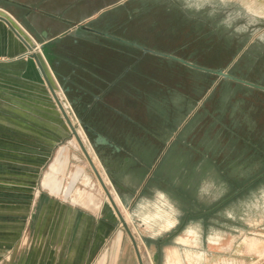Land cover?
<instances>
[{
  "label": "rangeland",
  "instance_id": "1",
  "mask_svg": "<svg viewBox=\"0 0 264 264\" xmlns=\"http://www.w3.org/2000/svg\"><path fill=\"white\" fill-rule=\"evenodd\" d=\"M103 16L95 32L264 87V0H126ZM107 44V67L86 78L100 91L113 82L102 100L54 87L104 186L53 100L50 158L32 180L19 174V194L33 196H19L17 220L96 222L90 264H126L135 254L112 201L142 264H264V92Z\"/></svg>",
  "mask_w": 264,
  "mask_h": 264
},
{
  "label": "crops",
  "instance_id": "2",
  "mask_svg": "<svg viewBox=\"0 0 264 264\" xmlns=\"http://www.w3.org/2000/svg\"><path fill=\"white\" fill-rule=\"evenodd\" d=\"M125 1L0 0V17L7 21L0 20V264H90L94 258L91 241L98 235L96 222L17 220L19 196H33L19 194V174L32 180L49 161L50 121L55 114L53 98L34 60L21 58L28 52L23 40L31 48L39 47L43 59L38 57L54 87L73 102L94 105L113 82L103 80L100 91L98 83L92 85L86 78H97L99 72L94 70L107 67L106 53L114 48L107 41H117L98 36L92 28ZM64 153L59 148L48 165L57 159L62 164L55 192L47 190L50 194L60 193L59 176L67 163ZM124 261L138 264L136 256Z\"/></svg>",
  "mask_w": 264,
  "mask_h": 264
},
{
  "label": "water",
  "instance_id": "3",
  "mask_svg": "<svg viewBox=\"0 0 264 264\" xmlns=\"http://www.w3.org/2000/svg\"><path fill=\"white\" fill-rule=\"evenodd\" d=\"M0 20H1V21H4V22H7V21H6L4 18H2V17H0ZM15 33H16V32H15ZM95 33L98 34V35H101V36H104V37H107V38L113 39V40H115V41L121 42V43L126 44V45H128V46H131V47L137 48V49H139L143 54H151V55H156V56H159V57H163V58H166V59H169V60L175 61V62H177V63H179V64H182V65H184V66H187V67H189V68H191V69H194V70H197V71H200V72H204V73H208V74H212V75H215V76H217V77H219V78H222V79H224V80H230V81H233V82H236V83H239V84L245 85V86H247V87H250V88H253V89H257V90H260V91L264 92V87H261V86H258V85H255V84H252V83L246 82V81H244V80H241V79H239V78H236V77H234V76H232V75H230V74H228V73L223 72L222 70H208V69L200 68V67H197V66H195V65H193V64H191V63H188V62H186V61H184V60H182V59H179V58H176V57H173V56H170V55L162 54V53L153 52V51L148 50V49H146V48H143V47H141V46H139V45H137V44H135V43H129V42H126V41L120 40V39H118V38H116V37H113V36H111V35H109V34H106V33H99V32H95ZM17 35H18V34H17ZM18 37L21 38L20 35H18ZM21 40H23V39L21 38ZM23 42L25 43V45H26V47H27V50H28V51H31V50H32L31 46H29L24 40H23ZM29 59H33V60H34V62H35V64L37 65V67H38V69H39V72H40V74H41V76H42V78H43V80H44V82H45L47 88H48L49 91H50V94H51V96H52V98H53V100H54L56 106L58 107V110L60 111L61 115L63 116V118H64L66 124L68 125V127L71 128L73 134H75V136H76V132H75V130H73V128H72V126H71V123H70V121H69V119H68V117H67V115H66V113H65V111H64V109H63V107L61 106V103L59 102V100H58V98H57V96H56L55 88H54L53 84L48 80V78H47V76H46V74H45L44 66H43V64L41 63L39 57H38L34 52H32L31 55H30V57L27 58V60H29ZM76 137H77V136H76ZM79 143H80V147L82 148L84 154H85L86 157H87V153H86L85 150L83 149L80 140H79ZM95 144H108V142H107L103 137L97 135L96 138H95ZM87 158H88V157H87ZM88 161H89V163H90V165H91V167H92V169H93V171H94V173H95V175H96V177H97L99 183H100L102 186H104V184H103L101 178L99 177L97 171L95 170V168H94V166L92 165V162L89 160V158H88ZM106 193H107V192H106ZM107 196H108V197L110 198V200H111V197L109 196L108 193H107ZM111 203H112V206H113V208H114V210H115V212H116V214H117V216H118V218H119V220H120L122 226H123V227L125 228V230H126L127 236H128V238H129V240H130V242H131V244H132V247H133V250H134V254H135L136 258H137V262H138V264H142L141 256L139 255V251H138L137 246H136V244H135V242H134V238L131 236V234H130L129 231L127 230V228H126V227H127V226H126V223H125V221L123 220V218H121V216L119 215V212H118V210L116 209L115 205L113 204L112 201H111Z\"/></svg>",
  "mask_w": 264,
  "mask_h": 264
},
{
  "label": "bare ground",
  "instance_id": "4",
  "mask_svg": "<svg viewBox=\"0 0 264 264\" xmlns=\"http://www.w3.org/2000/svg\"><path fill=\"white\" fill-rule=\"evenodd\" d=\"M36 55H37V53H36V51L34 52ZM37 56H39V55H37ZM40 59L42 60V58L40 57ZM40 60V61H41ZM48 74H49V76H50V78H51V81L53 80L52 79V76H51V74L48 72ZM59 102L61 103V106L63 107V109H64V111H66V107H67V103H66V101H63V100H59ZM66 113V112H65ZM67 114V113H66ZM80 136V138H81V140L80 141H83L84 140V137H83V134H79V133H76V136L78 137V139H79V136ZM45 183L46 182H48L45 186H47L48 184H51V183H53V177L52 176H49V175H46V177H45ZM52 186V185H51ZM51 186H49V187H51ZM43 187V186H42ZM47 189V188H46ZM49 189V188H48ZM54 189V188H53ZM52 191V190H51ZM54 191V190H53ZM79 196V195H78ZM80 198H82L81 196H79ZM77 199H79V198H76V200ZM83 199V198H82ZM75 200V201H76ZM80 200V199H79ZM84 201V200H83ZM88 201V200H87ZM77 202V201H76ZM79 202V201H78ZM86 203V202H85ZM82 204H84V203H82ZM91 204V203H90ZM86 204H84L83 205V207L85 206ZM86 208L88 207V205H86L85 206ZM88 209H92V210H94V212H95V210H97L98 211V213H100V211H101V206H97V205H94L93 203H92V207H89ZM106 209H108V208H106ZM111 211V210H110ZM102 212V211H101ZM103 213V212H102ZM101 213V214H102ZM105 213V212H104ZM110 213V212H109ZM107 216V215H106ZM117 217V216H116Z\"/></svg>",
  "mask_w": 264,
  "mask_h": 264
},
{
  "label": "flooded vegetation",
  "instance_id": "5",
  "mask_svg": "<svg viewBox=\"0 0 264 264\" xmlns=\"http://www.w3.org/2000/svg\"><path fill=\"white\" fill-rule=\"evenodd\" d=\"M101 36V35H100ZM104 37V36H103ZM104 38H107V37H104ZM108 39H110V38H108ZM111 40H113V39H111ZM118 42V41H117ZM126 45V44H125ZM127 47H131V46H128V45H126ZM134 48V47H133ZM64 94V93H63ZM83 117H81L80 119H82ZM84 129L85 130H87L88 131V129L84 126ZM96 136L97 135H95V138H96ZM95 138L93 139V143L95 144ZM95 145H97V147H103V148H111V149H113V148H115L111 143H109L108 142V144H95ZM172 223H171V221L170 220H167L166 222H164L163 224H162V227H169L170 225H171Z\"/></svg>",
  "mask_w": 264,
  "mask_h": 264
},
{
  "label": "built area",
  "instance_id": "6",
  "mask_svg": "<svg viewBox=\"0 0 264 264\" xmlns=\"http://www.w3.org/2000/svg\"><path fill=\"white\" fill-rule=\"evenodd\" d=\"M28 38H30V37L28 36ZM35 51H36V53H38L39 56H41V58L43 59L39 47H35V48L33 47L31 51H28V52H27L26 54H24V56H22L21 58H23V59H27V58L30 57L31 53H32V52H35Z\"/></svg>",
  "mask_w": 264,
  "mask_h": 264
}]
</instances>
